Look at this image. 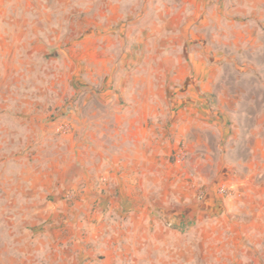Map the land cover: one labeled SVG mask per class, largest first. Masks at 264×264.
Wrapping results in <instances>:
<instances>
[{
	"label": "crops",
	"instance_id": "obj_1",
	"mask_svg": "<svg viewBox=\"0 0 264 264\" xmlns=\"http://www.w3.org/2000/svg\"><path fill=\"white\" fill-rule=\"evenodd\" d=\"M55 1L61 25L48 18L54 11L44 0L11 1L24 16L8 18L7 31L0 19V89L10 90L8 102L0 94V122L12 120L0 135L16 153L5 167L14 218L17 184L31 186L43 197L38 211L55 226L50 244H60L67 264H264V97L246 92L251 83L243 80L262 65L264 0H104L103 7L88 0L94 17L104 12L121 22L120 42H144L126 45L125 54L144 59L124 66L112 63V30L86 35L82 44V0ZM61 40L70 42V56L60 49V72L74 70L82 52L91 85L100 75L121 74L110 86L121 98L97 101L87 134L79 129L69 150L60 139L49 144L48 129L24 128L15 116L27 105L36 111L30 118L42 117V100L23 104L14 90L26 88L31 75L44 82L58 63L45 67L43 59ZM214 134L221 138L216 155L208 147ZM179 141L187 162L214 173L210 182L198 174L207 183L199 199L171 158ZM50 154L56 160H47ZM220 182L232 187L230 197L214 192ZM68 187L77 198L67 202L61 190ZM210 244L217 245L214 262Z\"/></svg>",
	"mask_w": 264,
	"mask_h": 264
},
{
	"label": "rangeland",
	"instance_id": "obj_2",
	"mask_svg": "<svg viewBox=\"0 0 264 264\" xmlns=\"http://www.w3.org/2000/svg\"><path fill=\"white\" fill-rule=\"evenodd\" d=\"M0 1H3V4H6L5 7H3V4L0 5V19L3 22L1 25V31L4 32L7 31L8 28H10V25L6 26V24H4L5 21L9 20L8 18H14L17 16L23 17L24 13L22 12V10H16L14 8V4L11 2L14 0ZM44 1L49 4V6H51V9L54 11H49V15L46 11L45 15L51 16L48 18L54 19V21H56L58 25H61L62 21L60 20V17L62 15L60 12H58L59 6H56V1ZM54 1L55 3L52 4ZM103 1L104 0L101 1V7H103ZM87 2L88 0H82V8L84 9L81 12L80 19V34L82 38V44L85 43L83 38H85L86 35H105L108 34L111 30L114 32V34H116V37L114 36L116 39H124V36L121 33V22H119L118 20L117 23H114V21L112 22L111 20H106L104 12L101 16L98 14V17L102 18L98 19L94 17V10H88L87 5L89 3ZM97 13H99L98 10ZM12 27L15 28V26ZM67 27L68 26L66 25L63 26V29L61 28V31L66 32ZM135 35L136 34H133V36ZM120 39H118V42H116V47L113 50L112 63L114 65L124 66L129 63H136L137 59L139 61H142L144 59L143 57L128 56V54H125L126 52H124L126 50L124 48L127 44L130 46V48L136 47L137 44L143 47L144 42H127L124 40L120 42ZM122 42L125 44V46L123 47ZM68 45H70V42L61 40L56 41L54 47H50L51 49H49L48 56L43 59L45 67L49 64L56 63H58V66L55 68V70L51 68L50 71H48L46 74L43 73L45 75V80L42 84L37 85L36 81L34 80L35 76L31 75V78L29 80L30 82L27 83L29 85H27L26 88L15 89L14 94L17 96L18 100H23V104H25V100H33V106L36 99L42 100V104H45V107L41 109L42 117L40 119L30 118V116L36 111H27L31 108V106L27 107V105H23L19 109V113H15V116H17L18 114L22 116V126L30 130H36L37 128H39L40 130L48 129L50 132V137L47 138L48 143H54L57 141V139H60L63 141L61 143L69 150L73 149L78 144L79 138H77V135L79 129H81L82 134H87L85 133V130L88 124H90V116L95 112L96 108L93 107L95 103L99 100L102 101L104 98H111L113 96V98H121V95L119 96V93L121 92L119 89L110 90V86L114 87L115 82H120L121 74H116L115 72H113L106 73L104 76L100 75L97 78V82H95V85H91L88 82V78L91 75L89 74V72H87L89 70V67L87 69V66H89L88 61L86 58H84L82 52L81 59L77 60L74 65V70L72 67H70L69 69L60 72L59 70L63 68L62 65L60 66V64H63V56L60 49L62 50L64 48L67 56H70L69 49L67 48ZM257 60L258 62L261 61L262 65L254 70L253 76L255 77H252L251 75L247 78H243V80L246 82V84L251 83L250 88L246 89V92H250V94L254 95V97H264V86L261 85V82H264V57H258ZM226 61L227 60L222 63H224L225 65L228 64ZM85 69L87 70L85 71ZM253 83L256 84L254 85ZM9 91V89H0L2 98L6 97L5 95H7ZM4 100L5 98L2 99V102H8ZM115 104L118 103L115 102ZM79 107L81 113H79ZM45 114H48V116H46ZM12 115L14 116V114ZM82 116L85 119H77V117H80L81 119ZM11 121L12 120H5L3 122L1 121L0 125L7 127ZM84 124H86V127H83ZM91 126H94V121L91 123ZM5 138L6 137H3V135H0V264H67L68 262L66 258L63 257V252L60 248V244H50L55 226H49L47 216H45L47 213L45 211H38L44 206V202L42 200L43 197H41L40 194L33 192V188L31 186L27 187L25 184H17L18 199L16 201L17 214L15 218L10 211V207L12 206V204H14V202H12L11 199L12 195L9 194L10 184L7 173L8 168L5 167L8 166V163L13 159L16 153L14 152V150L12 151V153L8 149V139ZM219 139L221 138H219L218 135L216 136L214 134L213 138H210V142L208 144V147L212 148L215 151V155L217 146L219 144ZM84 140L88 141L87 138H84ZM32 142L36 145L41 144L40 139L37 137H32ZM186 146L187 145L183 141H179L175 150H173L171 154V158L175 161V153L180 148H183V150H185L183 160L180 162H175L179 170L183 172L184 183L187 185V182L191 181V186L187 185V187L193 193L195 198L199 199V197L205 194L207 183L204 184L203 182H201L198 174H200V172H203L205 175H209L208 182H210V180L214 178V173L210 168L206 167L200 170L195 164H190L189 162H187V159H189L191 155L188 153V149ZM47 160H56V158L53 159L52 154H50V158H48ZM190 173L193 174L191 180L186 178V176H188ZM98 178L101 183L105 184L106 182H108L107 175H101ZM222 185L226 186L228 189L227 193L225 194L220 193L218 190ZM212 188L217 195L223 196L224 198L230 197L233 192L232 187H230L227 183L222 182L218 184L214 183ZM25 190H27L30 200L26 199L25 195L27 194H25ZM74 190L77 189H73L70 187L62 189V198L64 197L67 202L76 199L77 192ZM91 209L98 210V206L94 205ZM216 247L217 245L210 244L208 249L211 258L210 261L212 262L216 260V257H211V250L213 252H216Z\"/></svg>",
	"mask_w": 264,
	"mask_h": 264
},
{
	"label": "built area",
	"instance_id": "obj_3",
	"mask_svg": "<svg viewBox=\"0 0 264 264\" xmlns=\"http://www.w3.org/2000/svg\"><path fill=\"white\" fill-rule=\"evenodd\" d=\"M184 155H185V150H183V148H180V149L175 153V161H176V162H180V161H182L183 158H184ZM192 176H193V174L190 173L188 176H186V178L191 180V179H192ZM190 183H191V181H190V182H187V185L189 186ZM192 185H193V183H192ZM190 186H191V185H190ZM218 190H219V192L222 193V194H225V193H227V191H228L227 187L224 186V185L220 186Z\"/></svg>",
	"mask_w": 264,
	"mask_h": 264
}]
</instances>
